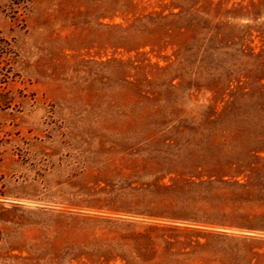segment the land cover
<instances>
[{"label":"rangeland","instance_id":"1","mask_svg":"<svg viewBox=\"0 0 264 264\" xmlns=\"http://www.w3.org/2000/svg\"><path fill=\"white\" fill-rule=\"evenodd\" d=\"M163 209L264 228V0H0V264H264Z\"/></svg>","mask_w":264,"mask_h":264},{"label":"trees","instance_id":"2","mask_svg":"<svg viewBox=\"0 0 264 264\" xmlns=\"http://www.w3.org/2000/svg\"><path fill=\"white\" fill-rule=\"evenodd\" d=\"M201 210L192 212V210L186 209H163L153 214L147 212H123L127 213L128 217H115L105 220L117 226L140 228L144 232H148L147 239L155 242V244L161 243L166 246L175 244L176 240L177 243H180V239L183 238L191 240L189 241L191 243L192 239L198 241L201 237L264 239V228L262 227L236 224V221H238L237 217L221 219L214 217L211 213L209 216L207 211ZM256 234H261V236ZM141 257L143 258V256Z\"/></svg>","mask_w":264,"mask_h":264}]
</instances>
